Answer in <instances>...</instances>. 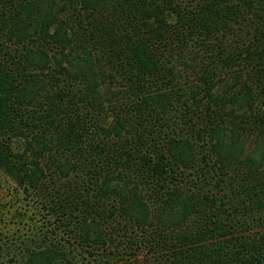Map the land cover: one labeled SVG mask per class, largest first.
Instances as JSON below:
<instances>
[{
    "label": "trees",
    "instance_id": "trees-1",
    "mask_svg": "<svg viewBox=\"0 0 264 264\" xmlns=\"http://www.w3.org/2000/svg\"><path fill=\"white\" fill-rule=\"evenodd\" d=\"M0 264H264V0H0Z\"/></svg>",
    "mask_w": 264,
    "mask_h": 264
},
{
    "label": "rangeland",
    "instance_id": "rangeland-1",
    "mask_svg": "<svg viewBox=\"0 0 264 264\" xmlns=\"http://www.w3.org/2000/svg\"><path fill=\"white\" fill-rule=\"evenodd\" d=\"M6 193L3 191H0V201L7 200V197L5 195ZM0 228H3V224L0 222Z\"/></svg>",
    "mask_w": 264,
    "mask_h": 264
}]
</instances>
